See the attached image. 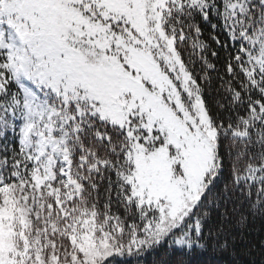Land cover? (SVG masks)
<instances>
[{
	"label": "snow or ice",
	"instance_id": "6c2138e0",
	"mask_svg": "<svg viewBox=\"0 0 264 264\" xmlns=\"http://www.w3.org/2000/svg\"><path fill=\"white\" fill-rule=\"evenodd\" d=\"M264 264V0H0V264Z\"/></svg>",
	"mask_w": 264,
	"mask_h": 264
},
{
	"label": "trees",
	"instance_id": "16d2710c",
	"mask_svg": "<svg viewBox=\"0 0 264 264\" xmlns=\"http://www.w3.org/2000/svg\"><path fill=\"white\" fill-rule=\"evenodd\" d=\"M147 264H151V258H148ZM193 264H212L210 256H198L193 258Z\"/></svg>",
	"mask_w": 264,
	"mask_h": 264
}]
</instances>
